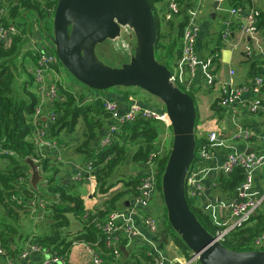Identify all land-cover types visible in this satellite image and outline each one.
<instances>
[{
	"label": "trees",
	"instance_id": "1",
	"mask_svg": "<svg viewBox=\"0 0 264 264\" xmlns=\"http://www.w3.org/2000/svg\"><path fill=\"white\" fill-rule=\"evenodd\" d=\"M58 1L5 0L8 19L4 20V24L14 25L18 32L11 34L9 40H0V159H8L10 163L8 168L0 167V229L3 242L5 248H9L16 237L25 236L20 233L18 225L20 211L24 209L26 203L23 197L19 196V190L30 185L29 189H25V194L29 197L27 203L34 208L35 216H43V220L48 225L46 230L30 235L34 243L44 249L56 251L57 254L67 258L75 243H85L96 248L106 264H143L142 254L135 250L129 255L123 251L121 257L115 258L107 246L105 234L98 223L104 222L110 212L120 209L124 206L125 200L131 201L137 194V187L143 174L117 176L115 172L118 169L120 154L130 150L129 143L132 148H137L132 161L141 165L145 164L152 151L161 149L158 140L162 124L139 117L134 122L123 124L122 132L115 133L110 144L102 145V138L99 142L98 135L104 125L103 117L107 114L100 94L104 90H95L98 95L84 101L86 97L78 98L60 85V98L48 105L50 110L58 114L57 120L49 125V129L53 137L60 139L62 131L65 130L67 134L74 133L79 123L83 122L82 141L76 147L75 152L82 156L83 164L92 162L97 168L94 171V177L97 179L101 194H104L101 206L93 211L86 209L81 193L74 188L73 184L66 185L56 181V174L59 173L60 165L64 161L54 158L56 156L52 151L41 150L33 140L35 132L33 118L40 96L32 69L38 55L31 48L24 49L32 33L26 17L29 11L35 12L40 18L49 17L50 11H53L52 15H54ZM150 1L153 4L160 29L156 57L159 61L169 65L174 57L180 58L182 55L183 30L189 20L190 10L195 6V1L177 0L180 8L177 12L169 11V26L165 34L161 30L162 19L157 8V4L164 0ZM261 25H264V13L262 12L259 21V26ZM220 38L209 52L212 60L216 59L215 54L222 47ZM54 52L56 53L55 49ZM257 62V60L252 62L254 70H256L254 66ZM60 64L62 63L58 58L56 66L58 70ZM121 88L129 90L128 87ZM189 93L195 99V92ZM219 100L215 101L214 109L218 107ZM198 123L199 114L196 127ZM196 141V159H199L200 151L207 148L209 144L208 136H199L196 133ZM7 151L13 154H8ZM169 151V147L165 148L154 161L160 172L164 170ZM63 155L67 158L70 152H65ZM27 158H32L37 162L41 171L46 174H44L46 189L42 190L39 186L34 188L30 180L27 181L29 168ZM123 180L124 187L113 190L117 183ZM243 180L242 168H236L229 173H221L217 177L214 194L231 198ZM78 182L81 181H76ZM42 198L47 200L44 206H41ZM188 202L201 223L212 234L223 229V225L216 223L209 213L195 204L192 198L188 197ZM68 214L81 219L83 223L81 230L75 232L70 230L71 220ZM165 216V224L161 231L165 233L167 239L172 238L184 252L189 251L187 245L170 226L167 215ZM263 233L264 203L242 226L232 229L221 242L229 249L253 250L254 240ZM126 242L127 238H124L122 244Z\"/></svg>",
	"mask_w": 264,
	"mask_h": 264
},
{
	"label": "built area",
	"instance_id": "2",
	"mask_svg": "<svg viewBox=\"0 0 264 264\" xmlns=\"http://www.w3.org/2000/svg\"><path fill=\"white\" fill-rule=\"evenodd\" d=\"M166 1L168 5L167 14L169 16V11L177 12L179 10L180 5L177 0ZM52 12H49V16L52 15ZM230 14L239 21L238 26L242 34L251 38V42L246 43L244 46V55L249 59L256 58L258 62L255 64L256 73L252 76L251 81L232 85L220 97L218 106L229 111L235 117L238 112L235 107L236 100L246 93H251L255 97L247 101V108L253 114H264V45L259 33L261 10L256 5L235 6L230 9ZM198 15L197 5H195L190 10L189 20L183 30L181 40L182 55L177 63L184 65L186 70L179 75L173 71L171 77L174 84L188 93L193 91L195 75L199 65L196 51V44L200 35ZM6 19H8L7 4L5 0H0V40H9L11 34L18 32V29L14 25L6 26L4 24V20ZM225 25L226 29L223 32V38L227 40L230 35V22L226 21ZM120 38H122V44L129 51L135 48V36L132 28L128 26L123 27ZM30 39L32 40V38ZM126 41L128 42L126 43ZM29 48L38 55L32 72L40 96L33 118L35 125L33 140L41 150L53 151L58 146V141L52 137L49 125L57 120L58 114L50 110L48 105L59 99L61 95L59 80L55 78L59 74V70L56 68L58 57L54 52L55 47L53 44L49 45L32 41V45ZM233 73L234 71L230 70V74L232 75ZM101 98L104 102L106 113L114 121L107 134L102 138V145H108L113 141L115 133L118 132L121 125L134 122L139 117L158 121L166 126L168 130L172 129L168 113L163 106H143L139 102L134 101L129 105L127 110H122V103L118 100L105 96L102 97V95ZM232 139L236 142L255 140V144L259 148L255 150L253 147L249 153L242 149H229L224 139L221 138V135L217 131H212L208 135L209 144L207 148L200 151L199 159H196L192 165L186 181L187 197L195 194H206L208 189H210L211 195L207 201L208 205L205 210L209 211L211 209V218L219 225H223V229L218 230L214 234L220 241L232 229L242 226L264 203V189L259 193L254 192L257 172L262 171L264 173V132L256 134L253 129L237 123L232 134ZM158 145L161 149L152 151L147 162L144 164L143 175L137 187V194L131 200L130 207L114 210L110 212L104 222L98 223V226L105 234L107 246L111 249L115 258L121 257L123 252L120 243L121 232H124L129 240L140 235V231L136 227L134 215H137L142 223L146 225L153 238H160L164 219L155 216L150 211L153 198L158 194L162 195L161 180L163 171L160 172L157 164L154 162L156 157L163 151L162 145L160 143ZM220 146L227 150L224 154L223 162L218 164L216 163V157L217 149ZM168 147H170V143ZM7 153L13 154L11 151H7ZM236 168L243 169L244 180L234 195L231 198L215 195L217 177L221 173H229ZM95 170L96 167L93 166L92 162L82 164L74 176H72V180L74 182L92 180L94 179ZM212 174H214V179L211 185L207 186L205 183L206 179ZM44 205L45 203L41 202V206ZM151 244L158 250L159 255L150 264H165L166 257L160 254V250L157 248L155 242H151ZM254 248L253 250H264V233L254 240ZM38 251L47 252L48 257L40 264H69L67 257L57 254L56 251L44 249L33 242L21 251V257L27 258L31 252ZM88 251L92 254L95 264H106L101 253L96 248L88 245ZM6 254L7 250L3 242L2 230L0 229V256ZM183 264H201L199 255L191 252V256Z\"/></svg>",
	"mask_w": 264,
	"mask_h": 264
},
{
	"label": "water",
	"instance_id": "3",
	"mask_svg": "<svg viewBox=\"0 0 264 264\" xmlns=\"http://www.w3.org/2000/svg\"><path fill=\"white\" fill-rule=\"evenodd\" d=\"M218 7V1L215 3ZM215 13L211 17H215ZM132 28L134 52L128 62L112 66L102 61L97 46ZM50 35L61 63L90 89L137 87L165 105L173 141L165 164L161 187L167 219L201 264H264V250L227 248L199 220L186 193L189 171L196 160L197 106L194 97L171 80L173 70L156 57L159 23L150 0H59ZM229 80V76H226ZM251 148L246 150L251 152ZM34 188L44 179L40 165L27 158ZM126 206L130 200H126ZM161 241L166 239L161 233ZM126 253V248L122 247Z\"/></svg>",
	"mask_w": 264,
	"mask_h": 264
},
{
	"label": "crops",
	"instance_id": "4",
	"mask_svg": "<svg viewBox=\"0 0 264 264\" xmlns=\"http://www.w3.org/2000/svg\"><path fill=\"white\" fill-rule=\"evenodd\" d=\"M195 5H197V9L199 12L198 22L200 23V35L196 44V51L199 60L198 69L195 75L193 91L195 92L196 105L199 114V123L197 125L196 133L199 136H208L210 132L217 131L221 138L224 139L229 149L233 150H247L251 148L258 150L259 146H256L255 140H251L250 142H236L232 139V134L235 129V125L237 123L253 129L256 134H261L264 132V114H253L249 111L246 106L248 100L255 97V95L251 93H246L238 98L235 102V107L237 108V116L233 117L229 111H226L219 106L214 109L215 101L219 100L220 97L227 91L232 85H239L243 83L250 82L252 76L256 73L252 66V62L256 60V58H252L250 60L247 59V56L244 55V46L246 43L251 42V38L249 36H244L239 29V21L237 18L230 14V9L235 6H250L256 5L262 13H264V1L261 0H194ZM199 1V2H198ZM218 1V7H215V3ZM167 1L164 0L162 5H160L161 10L160 13L163 16V23H166V28L169 26L168 19L170 16L167 14ZM198 3V4H197ZM202 4V6L200 5ZM230 4V5H228ZM215 13V17H211V15ZM230 22V35L227 40L223 38V32L226 29L225 22ZM219 23V27H218ZM36 35L32 30L31 38L32 41H37V43L46 42V44H53L52 40H47L44 38H40L39 29L36 26L35 28ZM259 33L261 41L264 45V25L259 26ZM221 37L222 47L218 52H216V59L212 60L210 56V50L215 46L218 38ZM30 42V41H29ZM28 42V44H29ZM182 44V41H181ZM30 47V45H29ZM132 54H130L131 57ZM259 57V56H258ZM179 58H173L172 65L174 66V72L176 74H180L185 71L186 68L184 65L178 64ZM249 62V63H248ZM244 63H248V67H244ZM227 66V67H226ZM255 67V66H254ZM230 70H233L234 73L231 75ZM60 74H58L59 80L63 83L66 90L71 91L78 98L86 97L84 101L90 99L93 95V98L98 95L97 92L87 91L83 86L78 83L66 82L64 81V77L62 76V71L59 69ZM229 76V80L226 79V76ZM131 88L126 90L125 88L118 87L114 91H103L100 93L105 97L113 98L122 103L123 109L127 110L129 105L137 101L143 106L151 105V106H162L152 100L148 95H146V91L142 94L137 93L139 91L136 90L137 87H128ZM142 90V89H141ZM213 90H217V95L212 99H208V93L213 92ZM99 94V95H100ZM199 99L205 100V106L203 109L198 105ZM218 108V109H217ZM104 125L102 129H100L98 135V141L100 142L101 138H103L109 128L114 124V121L110 118L108 114H105L103 117ZM122 132V125L118 129V134ZM53 137V136H52ZM58 141V146L53 149L52 153L54 158L63 160V164L60 165V171L56 174V181L63 182L64 184H73L72 176L78 171L79 166L83 164V158L78 153H74L73 151H69L70 155L67 158H64L65 152H67L70 147L68 143L71 141L70 137L60 135V139H56ZM79 139V138H77ZM124 143L123 141H121ZM162 145V149L168 148L170 143V132L166 128V126L161 125L159 140ZM67 143V144H65ZM130 150L127 153H121V157H119L118 169L115 174L117 176L121 175H142L144 170V164L132 161L133 154L136 147L132 148L128 143ZM227 150V149H226ZM226 150L223 147H218L217 149V157L216 163L221 164L224 159V154ZM119 155V156H120ZM64 158V159H62ZM10 163L8 159H0V167H9ZM31 173L30 167L27 170V181L30 180L29 176ZM44 175V174H43ZM26 177V178H27ZM214 179V174L210 175L209 178L206 179V185L210 186L212 180ZM89 181V182H86ZM141 181V180H140ZM83 191L81 196L83 197L85 207L88 211H93L95 208L100 207L103 202V195L98 192L97 186L98 183L94 179L85 180L82 182ZM31 186H25L24 190L19 194L23 195V200H25L24 209L20 211V218L18 220L19 231L23 236L16 237L15 241L10 244L9 248H6L7 254L0 256V264H40L43 263L48 257L47 252L38 251L31 252L27 258L21 257V251L26 248L30 243H34L32 241V237L30 236L32 233H37L40 231H44L47 229L48 225H46V221L43 220V216H35L34 208H31L29 202L28 195L25 194V189L30 188ZM116 187L123 188L124 180L117 183ZM115 187V188H116ZM264 189V173L262 171L257 172L256 176V186L254 188V192H260ZM79 190V186H78ZM211 195L210 189L206 192V194H195L190 198L193 199L195 204L202 209H206L208 205V199ZM33 203V201H31ZM126 202V200H125ZM124 202V206L120 209L128 208ZM131 202V201H130ZM30 210L32 211L30 214ZM150 211L155 213V210L152 207ZM69 216V214H68ZM136 219V227L140 231V235L129 240L124 232H121V247L126 248V255L132 254L133 250L142 254V262L145 264H150L155 257L159 255L158 250L154 248L151 242H155L157 248L160 250V254L166 257L165 264H183L188 258L191 256V251L184 252V250L172 239L166 238L163 242L160 238L156 239L151 236L150 231L146 227L144 223H142L141 219L138 218L137 215H134ZM158 217V216H157ZM70 218V217H69ZM161 218V217H159ZM71 226V224H70ZM83 227L80 226L76 231L81 230ZM71 230V229H70ZM72 231V230H71ZM75 232V231H73ZM162 233V232H161ZM30 236V237H29ZM124 238H127L126 244H122ZM169 241V242H168ZM168 242V249L165 246V243ZM147 258H145V257ZM69 264H95L93 262V256L88 251V245L85 243H75L71 248L68 254Z\"/></svg>",
	"mask_w": 264,
	"mask_h": 264
},
{
	"label": "rangeland",
	"instance_id": "5",
	"mask_svg": "<svg viewBox=\"0 0 264 264\" xmlns=\"http://www.w3.org/2000/svg\"><path fill=\"white\" fill-rule=\"evenodd\" d=\"M261 1H264V0H261ZM159 4H157L158 11L161 10L160 5H162L163 3H161L160 5ZM200 5L202 6V4H200ZM228 5H230V4H228ZM159 13H160V11H159ZM53 17H54V15H52L51 17L49 16L47 18H40L37 14H35V12L29 11L27 13L26 21L27 22L29 21V24L31 26V31L33 30L34 35L37 34L36 31H35V28L37 26L38 29H39V34L41 35L40 38H44V39H47V40L50 39L51 40L50 35L53 34V32H54V30H53ZM160 17L162 19L161 20V23H162L161 30H162L163 34H165L164 32L167 30V29H165L166 28V23H163L164 21H163V16H162L161 13H160ZM218 27H219V23H218ZM119 38L114 39V40H107L106 42H104L102 44H99L97 46V54H98L99 58L102 61H104L105 63H107L109 65H112V66H120L123 63L128 62L130 60V54H133V52H134V49L129 51L126 48V46L122 44V41H121L122 38H120V39ZM127 42L128 41H126V43ZM43 44H46V42H43ZM29 45H32V40L31 39H30L29 44L25 45L24 49L25 50H28L29 49ZM248 63H244V67H248V65H249ZM168 66L170 67V69H172L174 71V66L172 65V62L171 61L169 62V65ZM58 67L62 71L61 74L64 77V81L66 80V82L69 81V82H73V83H78L81 86H83L87 91L95 92L94 89H90L87 86H85L84 84H82L81 82H79L72 74H70L68 72V70L66 69V67L63 64H60V66L58 65ZM58 73L60 74V71H58ZM55 78H57L59 80L58 76L57 77L55 76ZM59 84L62 85V86H64L63 83L60 80H59ZM116 88H118V87H112V88L106 89L104 91H114ZM132 88H134V87H132ZM129 89H131V88H129ZM136 90L139 91L137 93H141L142 94L144 92V90H141L140 88H136ZM145 93L150 98H152V100L154 102H156V103L162 105L163 107H165L164 103L159 98H157L156 96H153L152 94H150L148 92H145ZM217 93H218L217 90H215V91L213 90V92H209L208 93V96H207L208 99H212L214 96L217 95ZM90 97L92 98L93 95L90 96ZM197 101H198V105L203 109V107L205 106V102L206 101L203 100V99H199ZM83 126H84L83 122H80L79 125L77 126L76 131L74 133L67 134V132L65 130L61 132L60 135L71 138V141L68 143V145L70 147L68 148L67 152L68 151H73L75 153L76 147L82 141V135L81 134H82V128H83ZM169 132H170V147L169 148H171L172 141H173V132H172V129H170ZM77 138H79V139H77ZM41 172H42V174H45V173H43V171H41ZM31 174H32V171H31L29 177H31ZM45 175H43V176H45ZM47 175H49V173ZM94 179H95V177H94ZM23 180H26V179H23ZM95 180H97V179H95ZM83 181H85V180H83ZM44 182H45V180L43 179L38 184V186L41 187L42 190L46 189V185L44 184ZM86 182H89V181H86ZM83 184L82 183L79 184V183H76V182L73 183L74 188L76 190L78 189V186H79V191L81 193H84L85 192V191H83V189H85V188L82 187ZM26 186H28V185H26ZM117 188H119V187H116L113 190H116ZM97 190H98L99 193H101L99 186H97ZM22 191H24V190H19V193H21ZM19 196L23 197L22 194H19ZM36 196H38V194H36ZM42 199H43V202L44 203L47 201L44 198H42ZM152 207L155 210L154 215L163 218L164 221H165V218H166L165 215H167V209H166V206L164 204L163 196L162 195H159L158 194V195H156L153 198ZM31 208H33V207L31 206ZM205 211L211 215V209L209 211L208 210H205ZM31 212L32 211L30 210V214H31ZM69 217H70V220H71L70 229L72 231H76L80 226L83 227V223H82L81 219L77 218L73 214H69ZM168 242L165 243V246H166L167 249L169 247Z\"/></svg>",
	"mask_w": 264,
	"mask_h": 264
}]
</instances>
